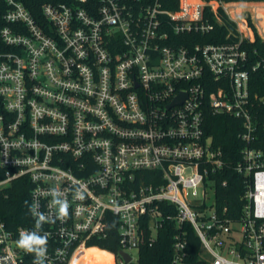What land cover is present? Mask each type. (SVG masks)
<instances>
[{
  "label": "built area",
  "instance_id": "obj_1",
  "mask_svg": "<svg viewBox=\"0 0 264 264\" xmlns=\"http://www.w3.org/2000/svg\"><path fill=\"white\" fill-rule=\"evenodd\" d=\"M3 2L0 191L27 179L32 222L12 230L0 219V264H35L18 245L33 231L47 238L44 264H73L89 249L117 264L91 241L115 229L132 257L165 219L193 226L208 264H264V151L251 147L250 84L261 63L250 67L243 47L255 41L253 26L264 41V0H179L176 9L163 0H72L45 4L43 23L22 3ZM220 10L236 39L187 46L222 23ZM208 110L243 122L234 170L247 180V204L237 222L215 207L213 176L226 161L206 135ZM53 191L68 205L63 218ZM33 208L47 217L39 229ZM187 245L176 234L172 264H189Z\"/></svg>",
  "mask_w": 264,
  "mask_h": 264
},
{
  "label": "trees",
  "instance_id": "obj_2",
  "mask_svg": "<svg viewBox=\"0 0 264 264\" xmlns=\"http://www.w3.org/2000/svg\"><path fill=\"white\" fill-rule=\"evenodd\" d=\"M16 1L22 3L41 23L45 21L42 13L45 4L72 2V0ZM163 2L166 8L176 9L179 0H163ZM4 11V2L0 0V29L3 26L2 14ZM219 14L222 23L216 24L214 31L204 36L193 34L189 36L191 41L185 42L186 45L192 46L196 43L222 44L235 40L237 35L236 24L229 19L223 10H220ZM206 16L215 23L209 11L206 12ZM253 29L256 36L255 41L244 42L243 44V47L250 54V67L261 63L256 71L251 72V94L254 101H256L254 121L257 125L255 139L251 143V147L264 151V41L258 35L254 26ZM204 128L206 135L212 138L214 147L221 149L226 161L225 169L220 174L213 176L215 180V207L222 218L237 222L240 220L247 204L245 199L247 180L234 170L235 163L240 159L241 152L246 147V143L241 137L243 122L226 114L213 115L208 110L205 113ZM2 173L0 170V179L3 177ZM224 182H226L225 185ZM31 188L32 186L27 179H21L14 182L8 189L0 191V219L9 229L15 230L32 222L30 215ZM162 210L166 215L176 214V208L170 204L162 205ZM176 234H181L187 240L189 264H208L207 260L202 257L201 241L193 226L190 223H184L178 227L175 221L169 219L162 222L155 241L152 244L145 243L139 251L138 260L130 264H172ZM146 236L148 237V235ZM90 246H98L114 253L118 258L117 264H121V247L115 229L109 232L106 239L92 240ZM74 264H114V262L110 253L98 249H89L85 255L78 257Z\"/></svg>",
  "mask_w": 264,
  "mask_h": 264
},
{
  "label": "clouds",
  "instance_id": "obj_3",
  "mask_svg": "<svg viewBox=\"0 0 264 264\" xmlns=\"http://www.w3.org/2000/svg\"><path fill=\"white\" fill-rule=\"evenodd\" d=\"M53 196L54 204L59 205V217L63 218L67 215L68 205L66 201L55 199V197L57 196V193H55V191H53ZM79 198L82 199L83 197L79 196ZM33 214L39 216V219L37 220L36 224V228L39 229L41 227L42 222H45L47 220V217H45V215H43L42 213L36 212L35 208H33ZM18 245L20 248L24 249L29 253H35V264H44L47 245L46 236L38 235L36 231L22 232L18 241Z\"/></svg>",
  "mask_w": 264,
  "mask_h": 264
},
{
  "label": "rangeland",
  "instance_id": "obj_4",
  "mask_svg": "<svg viewBox=\"0 0 264 264\" xmlns=\"http://www.w3.org/2000/svg\"><path fill=\"white\" fill-rule=\"evenodd\" d=\"M241 17H242V20L244 21H249L251 20V14H240ZM264 20H260L258 21L257 23L259 24V26L261 28L264 29V23H263ZM154 237L156 238L157 237V232L154 230ZM213 245V248H215L217 250L218 253H220L221 255H223L224 257H226L228 260H235V261H238L237 258L234 257V255H231L229 254L227 251H221L220 249L216 248V246L214 244ZM131 254H132V257L134 259V262H136L138 260V256H139V253L136 251V250H133L131 251ZM204 256H206V258H209L207 254L203 253Z\"/></svg>",
  "mask_w": 264,
  "mask_h": 264
},
{
  "label": "water",
  "instance_id": "obj_5",
  "mask_svg": "<svg viewBox=\"0 0 264 264\" xmlns=\"http://www.w3.org/2000/svg\"><path fill=\"white\" fill-rule=\"evenodd\" d=\"M179 101H181V98L177 100V102H179ZM120 255L126 264L132 263V257L128 253L121 251Z\"/></svg>",
  "mask_w": 264,
  "mask_h": 264
},
{
  "label": "bare ground",
  "instance_id": "obj_6",
  "mask_svg": "<svg viewBox=\"0 0 264 264\" xmlns=\"http://www.w3.org/2000/svg\"><path fill=\"white\" fill-rule=\"evenodd\" d=\"M87 251H88V250L83 251V252H80V253L77 255V257L75 258L73 264L75 263V261H76V259H77L78 257H81V256L85 255V254L87 253Z\"/></svg>",
  "mask_w": 264,
  "mask_h": 264
}]
</instances>
